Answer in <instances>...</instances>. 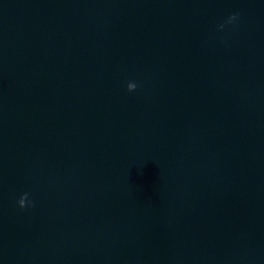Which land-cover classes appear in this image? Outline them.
<instances>
[{"label": "clouds", "instance_id": "9594fccd", "mask_svg": "<svg viewBox=\"0 0 264 264\" xmlns=\"http://www.w3.org/2000/svg\"><path fill=\"white\" fill-rule=\"evenodd\" d=\"M236 19H237L236 14H233L232 16L229 17V19H228L227 22L228 23H232ZM220 27H223V25H221ZM127 87H128V91L131 92V91L135 90L136 85L134 83H129ZM26 201H27V193H25L24 195H22L21 198L19 199V201H18L19 207L22 208V209L25 208L26 207ZM30 203L31 202H29V204Z\"/></svg>", "mask_w": 264, "mask_h": 264}]
</instances>
